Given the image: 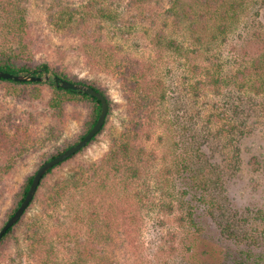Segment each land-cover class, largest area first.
Returning <instances> with one entry per match:
<instances>
[{"label": "trees", "instance_id": "1", "mask_svg": "<svg viewBox=\"0 0 264 264\" xmlns=\"http://www.w3.org/2000/svg\"><path fill=\"white\" fill-rule=\"evenodd\" d=\"M33 3L41 8V22H36ZM245 31L248 37L242 35ZM237 34L246 56L241 64V54H236L238 44L233 40ZM55 36L64 40L60 46L55 45ZM117 37L124 42L145 37L155 52L135 70L114 60V55L126 53L120 43L104 46ZM71 42H77L75 47H68ZM231 43L227 57L236 66L227 68L222 48ZM79 51L96 69L103 68L120 78L128 119L104 159L77 167L68 179L52 187L57 172L105 131L113 114V101L99 79H80L58 61ZM171 55L185 58L186 74L196 80L184 84L181 92L169 87L163 77L167 69L171 72L170 67L163 68ZM0 70L17 75H59L94 87L110 104L107 122L94 140L46 174L24 217L1 241L0 256L8 255L4 244L26 229L25 253L30 264H121L124 244L117 241L122 228L113 199L118 184H124L136 188L133 194L145 205L132 217V223L140 228L146 224L145 217L153 218L167 230L154 260L131 264H264L260 239L245 229L250 225L254 232L259 231L264 209L249 208V214L240 218L244 213L229 196L232 181L243 169V144L264 127V0H0ZM55 84L53 79L18 82L0 78L3 177L13 171L11 161L30 151L31 145L44 148L60 139L70 104L88 105L83 134L73 144L56 149L43 164L80 142L98 122L102 113L98 98ZM5 90L12 94L6 96L18 100L25 96L24 100L31 103L50 90L52 123L44 135H35L32 140L31 128L8 108V97L1 93ZM210 93L213 99L207 103L204 99ZM189 95L199 109L183 125L182 112H190L186 102ZM174 100L176 103L168 106ZM157 121L167 127L169 135L164 143L163 168L153 171L146 168L142 140ZM258 163L254 159L253 164ZM35 175L17 193L8 220L27 197ZM152 175L157 177L150 178ZM153 180L158 184L156 189H145ZM83 188L88 190L78 201L75 192L79 195ZM39 203L42 213L28 218ZM59 210L64 212L61 218L52 215ZM123 233L126 236L125 230ZM261 234L264 236V230ZM131 244L133 248L139 246L137 240L128 242Z\"/></svg>", "mask_w": 264, "mask_h": 264}, {"label": "rangeland", "instance_id": "2", "mask_svg": "<svg viewBox=\"0 0 264 264\" xmlns=\"http://www.w3.org/2000/svg\"><path fill=\"white\" fill-rule=\"evenodd\" d=\"M34 2H36V0H34ZM36 4L33 3L32 9L34 10L36 16V22H41V8L38 6V3ZM47 33L50 32L48 31ZM242 35L244 37H248L249 32L245 31L244 34L242 33ZM239 37L240 36L237 34L235 37H233V40L236 42L238 40V43H234L238 44L236 54H241V64L242 62H245L244 59L246 56L243 57V44H239V41H242L238 39ZM114 39L116 40H111L105 43L104 46L107 48V45L110 43H120V45L125 47L126 53L121 56L117 54L114 55V60L116 59L122 64H125V66L128 65L135 70L139 66V63H141L145 58L151 57L155 52L149 40L145 37H140L136 41L130 40L126 42H124L119 37ZM63 42V39H61L59 36H55V45L60 46ZM75 43L77 44V42H71L67 45L68 47H75ZM232 44L233 43L229 44L228 47L226 46L222 48L225 61H228V66H226L227 68L236 66L234 63H230V60L227 57L230 55ZM54 57L55 56H53V59ZM58 61L61 62V64H65L67 67H69V71L78 76L80 79H85V81L90 79H99L102 85L107 88L108 93L113 101V114L111 116V121L107 123V126H105V131L101 133L97 139L81 153L80 156L69 162L68 165L57 172V175L51 181L52 187L55 186L54 183L60 182L61 179H68L71 173L77 169V167L80 166L79 169H81L82 165H85L90 161H100L104 159L112 150L114 139L124 131L123 126H125V121L128 119L127 101L125 99L124 87L118 76L111 74L103 68L100 70L96 69L86 54L80 51L77 53L70 52L64 61ZM163 66L164 70H166L167 67H170L171 72L168 73L167 69L163 77L165 78L169 87L175 88L178 92H181V89L184 88V84L187 82H190L191 84L196 82L193 77L191 78L192 74H186L185 58L176 59L175 56L171 55V58L167 60ZM1 93H4V97H8L7 106L9 109H11V112L16 115L17 120L20 119L26 122L28 127L31 128L32 140L35 135L38 136L45 134L48 124L52 123L51 109L48 104L49 98L51 96L50 90H45L44 95L41 98L35 100L36 102L32 103L24 100L25 96H21L18 100L16 96H11V93H6V90ZM8 94H11L10 97L6 96ZM209 95V97H205L204 99V101L207 103H211L213 99L211 93ZM176 101L177 100H174L173 102L170 101L168 106H172V104H175ZM186 102L188 105L187 108H189L190 112L188 115L182 112L181 118L184 120L183 125L188 124L185 121L187 120L189 122L191 115L197 114L199 109L194 97L189 95L186 99ZM201 102L203 103V101ZM201 102L199 103L202 106ZM88 109L89 108L86 103L79 105L70 104L67 108V121L60 139L48 147L45 146L44 148L39 149H35L33 145L30 144V151L24 152L17 161H11L14 162V164H12L14 167L13 171L6 177H3V175L0 174V231L8 221L7 215L9 210L14 203L17 193L21 190L27 179L37 173L45 160L48 159L50 154L54 153L56 149H62L67 145L73 144L81 137L83 134L86 117L89 113ZM30 113L34 114L37 120L34 119L35 117H31L32 114L29 115ZM38 120L39 124H37ZM197 125L198 120L195 126L197 127ZM216 129L217 128L214 127L215 131ZM257 131L258 132L254 136H251V138L243 144V169L238 173V176L232 181L230 185L229 196L232 198L234 205H236L241 211V214L242 212L244 213V215H240V218L249 214L250 209H264V127H260V129ZM168 135L169 132L167 131V127L162 126L158 121L153 125L152 129L146 131L144 139L142 140V145L146 150V153H144L146 155L145 163H147L149 166L146 168L153 169V171L161 170L163 168L162 157L165 152L164 143L168 138ZM254 159H258L259 163L256 165L253 164ZM3 171L4 170H2V173ZM154 176L155 175H152L150 178ZM157 185L158 184H156L155 180H153V182L146 186L145 189L149 187L156 189ZM135 189L136 188L126 187L124 184H118V188L116 191H114L116 195L114 196L113 202L115 203L117 210L115 213L118 219L117 221L120 223V228H122L120 233L119 231L117 232V241L124 244L122 247L123 250H120L122 256H120L119 261L121 264H131L135 261L137 262L138 260L139 261L137 263H141L148 258L150 260H154L158 252L160 238L162 239V237L166 236L167 234L166 228H162L159 224H156L158 222L153 218L148 220L147 217H145L146 224L140 228L132 223L131 219L132 217H135L139 208L145 207V205H142L133 194ZM87 190L88 189L83 188L81 190L82 193L79 195L78 192H75L76 199L78 201L82 200V196L84 197L86 194L85 191ZM106 195L112 197L110 192H107ZM77 206L78 205H76V207ZM41 213L42 205L39 203L31 209L28 218L32 219V217L39 216ZM63 214L64 212L59 210L58 212H54L52 215L61 218ZM44 217L45 216H43V218ZM139 219L140 218H138V220ZM28 221L29 220H27L25 224H27V229L30 230L28 228ZM258 226V232H254L253 227L250 225L245 229L248 230L247 234H252V236L260 239L261 249H264V236L261 234V232L264 230V222H259ZM25 230H20L17 239H11L6 244H4L7 247L5 249L8 255L0 256V264H30L31 259L28 257L27 253H25V245L28 243ZM123 230L126 231V236H123ZM136 240L139 243V246L137 245L136 248H133L134 246L132 244L131 247L128 246V242H135ZM248 247L250 246H246V248ZM127 252L129 254L125 256ZM22 253L25 254L22 255ZM181 254L182 248H180V255ZM237 254L239 255V253ZM142 259L143 261L140 262ZM228 264L235 263L229 261Z\"/></svg>", "mask_w": 264, "mask_h": 264}, {"label": "water", "instance_id": "3", "mask_svg": "<svg viewBox=\"0 0 264 264\" xmlns=\"http://www.w3.org/2000/svg\"><path fill=\"white\" fill-rule=\"evenodd\" d=\"M0 78L15 80L18 82H49L53 79L56 83L55 85L61 88H64L66 90L85 92L86 94L98 98L102 103V113L100 115V118L96 123V125L93 126V128L89 131V133L85 137H83V139L80 142H78L76 145L69 147L66 151H64L60 155L56 156L55 158L43 164L40 167V169L37 171L27 197L25 198L19 209L16 211V213L7 221V223L1 229L0 231V243H1V241L8 233V231L24 217L25 213L31 206L30 204L33 203L40 188L41 182L43 181L46 174L51 169L56 167V165L66 162L68 159H70L71 157H73L83 149H85L94 140V138L102 131V129L104 128L103 126H105L108 115L110 113V104L106 96L97 89H95L94 87L89 86L87 84L85 85L84 83L72 82L70 80L60 77L59 75H52V74H44L43 76H37L33 74L17 75L11 72H5L0 70Z\"/></svg>", "mask_w": 264, "mask_h": 264}]
</instances>
